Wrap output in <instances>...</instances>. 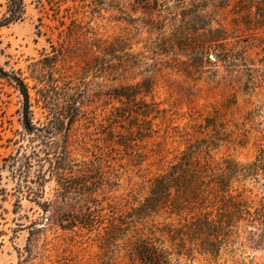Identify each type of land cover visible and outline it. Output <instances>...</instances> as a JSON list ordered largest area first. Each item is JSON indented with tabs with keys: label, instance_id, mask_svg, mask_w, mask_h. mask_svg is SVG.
I'll return each instance as SVG.
<instances>
[{
	"label": "rangeland",
	"instance_id": "obj_1",
	"mask_svg": "<svg viewBox=\"0 0 264 264\" xmlns=\"http://www.w3.org/2000/svg\"><path fill=\"white\" fill-rule=\"evenodd\" d=\"M6 2L0 0V18ZM25 2L22 20L0 26V65L29 84L37 125L49 120L37 69L46 68L49 81L69 66L91 65L79 86L83 105L69 150L77 173L89 174V180L103 177V187L90 194L97 199L88 203L98 210L93 225L62 229L48 224L47 217L39 220L42 209L18 189L13 156L41 143L24 127L22 93L0 70V264H19L36 220L40 237L28 264H131L124 242L101 247L105 226L114 211L143 202L150 179L167 170L190 143L199 142L218 160L238 162L245 172L234 187L264 199V26L250 19L254 3ZM63 42L72 47L65 62L55 56ZM122 82L140 83L143 91L132 100L119 95L124 91L115 88ZM150 105L155 111L141 113ZM54 186L55 181L46 184L45 199ZM253 230L241 223L232 252L223 248L214 257L193 250L180 260L264 264V246L255 245L257 235L250 239Z\"/></svg>",
	"mask_w": 264,
	"mask_h": 264
},
{
	"label": "trees",
	"instance_id": "obj_2",
	"mask_svg": "<svg viewBox=\"0 0 264 264\" xmlns=\"http://www.w3.org/2000/svg\"><path fill=\"white\" fill-rule=\"evenodd\" d=\"M250 3L256 7L248 11L250 19L264 26V0H246V4ZM25 13V0H7L0 26L22 20ZM55 48V56L65 62L67 51L72 47L63 42ZM129 55L123 53V56ZM90 67L88 64L76 70L69 66L57 79L49 81L45 77L49 71L44 67L37 69L36 78L43 83L42 101L49 110L48 122L37 125L29 84L16 74H8L0 65V70L10 75L24 97V127L30 133L35 132L41 143L39 147L33 146L28 154L13 156L18 164L15 168L20 178L18 189L33 197L42 209L40 221L47 217L48 224L62 229L87 227L98 220V210L88 203L93 205L97 201L90 194L103 187V177L89 180V174L77 173L80 170L69 150L72 126L83 105L79 86ZM140 87V83L122 82L115 89H122L124 92L117 93L132 100L143 91ZM153 111L155 108L150 105L141 113L149 115ZM198 144L190 143L167 170L150 179L149 194L143 202L129 211L113 212L105 226L102 248L124 242L131 264H182L181 257L193 250L214 257L223 248L232 252L241 223L252 226L250 239L257 235L253 240L255 245L264 246V199L247 194L245 187L241 190L234 187L245 172L238 162L229 158L218 160ZM51 181H55L53 195L45 199V186ZM37 224V220L31 224L28 245L25 254H19V264H28L33 256L40 237Z\"/></svg>",
	"mask_w": 264,
	"mask_h": 264
}]
</instances>
